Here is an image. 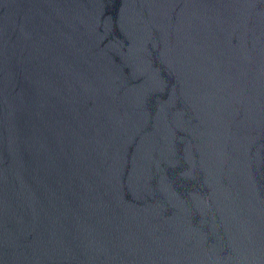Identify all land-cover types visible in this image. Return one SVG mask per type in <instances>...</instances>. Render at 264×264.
Instances as JSON below:
<instances>
[{"label": "water", "instance_id": "95a60500", "mask_svg": "<svg viewBox=\"0 0 264 264\" xmlns=\"http://www.w3.org/2000/svg\"><path fill=\"white\" fill-rule=\"evenodd\" d=\"M0 264H264V0H0Z\"/></svg>", "mask_w": 264, "mask_h": 264}]
</instances>
